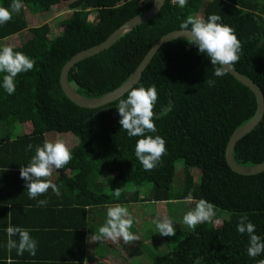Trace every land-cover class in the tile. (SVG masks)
I'll list each match as a JSON object with an SVG mask.
<instances>
[{
    "label": "trees",
    "instance_id": "16d2710c",
    "mask_svg": "<svg viewBox=\"0 0 264 264\" xmlns=\"http://www.w3.org/2000/svg\"><path fill=\"white\" fill-rule=\"evenodd\" d=\"M12 2L0 0V7L10 9ZM22 3L19 14L13 13L9 21L0 24V47L11 46L35 61L32 70L15 78L14 94L0 88V156H10L8 165L21 189L17 199L13 195L10 202H1L3 206L37 205V200L49 193L53 195L50 204L60 203L71 208L67 211L81 214L80 223L73 220L71 225L78 228L85 225V207L89 206L151 201H164L168 206L176 200L192 198L196 203L205 199L215 215L184 232L172 249L164 236L167 247L161 243L159 248L166 251L154 255L151 264H261L264 254L256 258L247 255L248 236L238 233L236 225L239 217L247 216L256 226V234L264 237V171L242 175L225 159L232 133L256 113L253 92L227 71L224 76H215L218 65H211L190 39L164 43L133 86L155 87V134L164 138L166 146L156 167L145 171L134 153L139 137H129L119 123L116 105L127 92L101 107L84 108L67 98L59 79L63 65L74 54L101 43L125 21L144 14L153 6L152 0ZM200 11L204 18L220 15L221 22L234 29L241 47L238 61L231 66L254 81L264 96V0H188L183 8L165 0L153 18L121 34L109 48L73 65L66 76L69 87L85 99L103 97L130 77L158 38L180 29L189 16ZM57 12L65 15L57 26L42 23L28 28V16ZM24 31L29 36L24 37ZM208 80L215 83L209 86ZM169 106L171 110L164 114ZM49 132L75 139L69 147V163L54 169L48 178L58 186L60 199L51 188L29 199L20 168L30 162ZM232 159L242 167L264 162V114L235 144ZM1 160L0 167L4 164ZM179 160L184 164L185 185L174 193L172 181ZM191 169H196V176ZM128 183L136 186L131 193L127 192ZM147 183L152 184L149 198L139 197L138 187ZM116 190L120 191L118 199ZM220 210L228 216L222 217ZM104 242L125 244L122 239Z\"/></svg>",
    "mask_w": 264,
    "mask_h": 264
},
{
    "label": "clouds",
    "instance_id": "9594fccd",
    "mask_svg": "<svg viewBox=\"0 0 264 264\" xmlns=\"http://www.w3.org/2000/svg\"><path fill=\"white\" fill-rule=\"evenodd\" d=\"M153 4H160L161 0H152ZM188 0H172V3L183 8ZM164 3V2H163ZM23 8L22 0H13L9 8L0 7V24H4L12 18V14H19ZM221 16L211 14L207 18L202 16H189L181 24L180 30L188 33V37L197 47L198 52L205 54L211 65H218L214 69V75L224 76L226 71L239 59L240 42L235 35V31L229 25L221 22ZM35 61L26 54L14 51L11 46L0 47V88L12 95L16 91L15 78L20 73H26L33 69ZM215 82L208 80L209 86ZM157 101V92L154 86L145 87L139 85L127 91L126 98L119 99L116 109L120 116L121 128L126 130L129 137H139L135 143L134 153L145 171L156 167L161 156L166 152L165 140L157 133V128L153 120V107ZM170 106L164 109V114L170 111ZM29 150L32 145L28 146ZM72 158L70 149L65 142L56 138L45 140L42 146H37L35 154L30 162L20 168V177L25 181L29 199H36L46 193L49 188L53 193L60 195L58 186L48 179L54 169H61ZM118 199L120 191L114 192ZM47 199L37 200V206H46ZM215 215L213 206L205 199L196 201L195 206L186 211L183 215V223L194 229L198 224L208 221ZM134 223V218L127 207L121 204L106 206V219L98 229V235L94 241L109 239L116 241L122 239L125 243L137 240L138 237L130 229ZM155 233L161 236L171 237L175 235L173 219L168 216H157L153 221ZM256 226L247 216L239 217L236 231L240 234H247L248 243L246 252L249 257L256 258L264 254V237L256 234ZM7 234L6 248L9 252L16 250L17 255H23L27 251L30 255H35L37 241L30 235L32 229L20 226H9L5 229ZM13 237H18L13 239ZM264 264V261H261Z\"/></svg>",
    "mask_w": 264,
    "mask_h": 264
},
{
    "label": "crops",
    "instance_id": "0c3cea01",
    "mask_svg": "<svg viewBox=\"0 0 264 264\" xmlns=\"http://www.w3.org/2000/svg\"><path fill=\"white\" fill-rule=\"evenodd\" d=\"M198 14L203 16L200 12ZM0 157H2L0 159L4 163L0 167V264H139L134 262L133 259H136V256L140 254V248L135 250V253H129L131 256L133 255V258H128L127 255L129 247L131 249L133 243L140 242L139 238L116 246L104 242L105 239L101 241L102 243L94 241L98 235L99 227L105 222L106 206L113 205V203L85 207V225L78 228H72L71 225L73 220L76 221V224L80 223L81 214L67 211L71 208L64 207L60 203L50 204L53 195L49 196V193L44 197L48 201L46 206L20 203L7 204V207H4L1 202L7 200L10 202L9 200L13 195L17 199V192L21 189L17 187L16 174L12 173L13 171L8 165V163H11L10 156L3 155ZM54 195L58 196L55 193ZM58 199H60V196H58ZM185 200L195 206L194 199L187 198ZM118 204L127 207L134 218L133 226L130 229L132 233L139 231V227H141V220H135L139 209L140 212H144L145 207H150L149 211H152V213L144 216V218L147 219L149 228L156 230L152 216L157 217L159 212L168 207L164 201ZM134 208H137L136 213H134ZM9 223L13 226L32 229L30 235L37 241V250L34 256L27 251L23 255H17L15 249L9 252L6 248L8 237L5 231ZM67 223L69 226L65 227ZM159 236H161L159 233L151 234L150 237H146L145 242L154 243L159 248L161 243H165V237ZM13 239L18 240V237H13ZM156 239L158 241H155ZM145 247L147 248V245Z\"/></svg>",
    "mask_w": 264,
    "mask_h": 264
},
{
    "label": "water",
    "instance_id": "95a60500",
    "mask_svg": "<svg viewBox=\"0 0 264 264\" xmlns=\"http://www.w3.org/2000/svg\"><path fill=\"white\" fill-rule=\"evenodd\" d=\"M165 0H161L160 4H153V6L146 11L144 14L130 18L129 20L125 21L122 25H120L117 29H115L108 37L102 41L101 43L80 51L76 54H74L62 67L60 72V86L64 92V94L67 96L68 99H70L72 102H74L76 105L84 108H98L105 104L111 103L121 97L123 94H125L129 89H131L141 78L143 70L147 67L149 62L151 61L154 54L157 52V50L167 41L175 38H184L189 39L188 37H184L188 35V33L181 31L180 29L174 30L171 32H168L164 35H162L160 38H158L152 46L149 48V50L146 52L142 60L139 62L133 73L130 75V77L118 88L112 90L111 92L107 93L103 97L97 98V99H85L76 94L68 85L67 83V73L70 70V68L78 63L79 61L88 58L90 56H93L94 54H97L101 52L104 49H107L111 46V44L115 41L116 38H118L121 34L125 33L126 31L136 27L137 25H140L151 18H153L162 8L164 5ZM229 74H231L237 81L248 87L254 94L256 100H257V110L254 115V117L239 127L237 130H235L232 135L230 136L226 149H225V159L228 164V166L234 171L242 175H252L257 174L261 171H264V162L250 167H242L237 165L233 159H232V149L235 146V144L244 137L247 133L251 132L260 122V120L263 117L264 114V96L260 89V87L251 79L243 76L241 73H239L237 70H235L232 66L227 70Z\"/></svg>",
    "mask_w": 264,
    "mask_h": 264
},
{
    "label": "rangeland",
    "instance_id": "374dc122",
    "mask_svg": "<svg viewBox=\"0 0 264 264\" xmlns=\"http://www.w3.org/2000/svg\"><path fill=\"white\" fill-rule=\"evenodd\" d=\"M200 13L202 14V11H200ZM64 16L65 15L62 12H57L56 14L51 13V14H46V15H37V14L30 15L27 17L28 28L32 26L40 25L42 23H49L51 24V27H55L57 26L58 21L61 20V18ZM92 16H95V14H93ZM23 36L24 37L29 36L28 31H24ZM2 126H5V125L3 124ZM45 138L46 140H54L56 138H60L65 142L68 148L72 146L75 142V139L72 136L68 137V135H59L54 132L46 133ZM183 169H184V164L182 163V161L180 160L177 161L175 164V174H174L173 181H172V191L174 193L181 191L182 187H184L185 185V176L183 174ZM195 170L196 169L194 170L191 169V173L195 174L196 176L197 172ZM132 185L133 184L131 183L127 184L128 193H131L136 188V186H132ZM151 188H152V184H149V183L145 184L144 186L138 187L139 197H144L148 199L150 196L149 193H151ZM193 207L194 206L192 205V203L185 199L176 200V201H171L170 204H168V207H166L165 209H163L161 212L158 213V216L160 217L168 216L174 221V227L176 228L175 235L171 237L166 236V240H168V243L167 242L166 243L168 244L170 249H172L175 243L182 238V236L184 235V232H189L192 230V228H189L186 224L183 223L182 218L185 212L190 210ZM149 209L150 207H145L144 212H140V209H139L138 215L135 214L136 215L135 220L136 219L141 220L142 228L139 227V231H134L133 234H135L140 239V242L137 244L133 243V245L131 244L132 247L131 249L129 247L128 249L129 252H127L128 258L130 257L133 258V255L131 256V254L129 253H135L134 251L140 248L139 250L140 254L138 256L134 254L136 256V259H133L134 262L139 263V264H151L154 255L161 254L166 251V248L165 249L158 248L154 243L151 244V242H148V241H146L147 243L145 242L146 237L148 236L150 237L151 234H155V231H156V230H152L153 228H149V223H147V219L144 218V216H148L149 214L152 213V211H149ZM136 210L137 208H134V213H136L135 212ZM219 214L222 217L228 216V213L225 211H221ZM152 219L154 221L156 217L152 216ZM155 241H158V239H156ZM166 243L165 245L167 247ZM145 245H147V248L145 247Z\"/></svg>",
    "mask_w": 264,
    "mask_h": 264
},
{
    "label": "built area",
    "instance_id": "2783aa9c",
    "mask_svg": "<svg viewBox=\"0 0 264 264\" xmlns=\"http://www.w3.org/2000/svg\"><path fill=\"white\" fill-rule=\"evenodd\" d=\"M172 3V0H169Z\"/></svg>",
    "mask_w": 264,
    "mask_h": 264
}]
</instances>
